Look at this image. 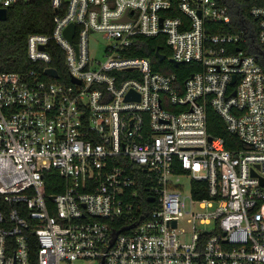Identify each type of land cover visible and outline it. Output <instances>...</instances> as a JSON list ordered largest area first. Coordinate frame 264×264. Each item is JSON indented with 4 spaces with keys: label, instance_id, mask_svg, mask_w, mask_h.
Instances as JSON below:
<instances>
[{
    "label": "built area",
    "instance_id": "2783aa9c",
    "mask_svg": "<svg viewBox=\"0 0 264 264\" xmlns=\"http://www.w3.org/2000/svg\"><path fill=\"white\" fill-rule=\"evenodd\" d=\"M22 1L34 0L0 9ZM48 1L52 32L27 38L35 68L0 72V264H264V69L233 49L241 34L212 30L231 21L227 7ZM250 14L264 47V5ZM93 34L107 42L102 60ZM159 35L171 62L199 64L184 83L130 54ZM51 41L67 79L49 66ZM208 106L245 149L208 132ZM52 170L62 191L45 194Z\"/></svg>",
    "mask_w": 264,
    "mask_h": 264
},
{
    "label": "trees",
    "instance_id": "16d2710c",
    "mask_svg": "<svg viewBox=\"0 0 264 264\" xmlns=\"http://www.w3.org/2000/svg\"><path fill=\"white\" fill-rule=\"evenodd\" d=\"M220 3L227 7L231 21L226 24H217L212 30L241 34L242 39L234 46L245 51L246 54L253 55L264 69V47L259 41L258 21L250 14L253 5H264L263 0H220ZM8 17L5 21H0V72H18L23 75L28 74L35 64L27 57V38L32 33L50 34L53 27L54 10L48 0H34L30 2L22 1L7 10ZM165 35L156 37H138V45L130 51V54L150 57L153 68L166 74H175L177 82L184 81L199 69L197 63H183L174 65L168 58L171 49L165 42ZM47 50L52 56L49 66L54 67L59 72L61 79H67V70L64 63V53L58 45L50 42ZM165 56L164 60L159 58V54ZM44 70V65L41 66ZM207 130L215 136L224 140L225 148L231 151L245 149L246 145L230 132L222 117L211 106L207 108ZM47 185L45 194L62 191L56 185H62L63 178L56 171H49L46 174ZM62 188V187H61ZM147 187L142 186L141 193ZM198 199L207 198L206 193L197 194ZM143 205L147 206L143 200ZM8 205L0 195V209H7Z\"/></svg>",
    "mask_w": 264,
    "mask_h": 264
},
{
    "label": "water",
    "instance_id": "95a60500",
    "mask_svg": "<svg viewBox=\"0 0 264 264\" xmlns=\"http://www.w3.org/2000/svg\"><path fill=\"white\" fill-rule=\"evenodd\" d=\"M8 17V12L6 9H0V21H5ZM73 32H74V25H70L68 27V29L66 30V34L68 36V38L72 39L73 37ZM159 54V53H158ZM159 58L161 60H164L165 59V56L162 55V54H159ZM174 63V65H179L178 62H175V61H172ZM46 74L48 75H51V76H54V77H58V73L55 69H52V68H49L46 70ZM232 84L235 83V76L233 77L232 79ZM233 95H235V92H233ZM132 96H134V93L131 91L127 96H126V99L129 100ZM154 199L152 197H149L148 198V201H153Z\"/></svg>",
    "mask_w": 264,
    "mask_h": 264
},
{
    "label": "rangeland",
    "instance_id": "374dc122",
    "mask_svg": "<svg viewBox=\"0 0 264 264\" xmlns=\"http://www.w3.org/2000/svg\"><path fill=\"white\" fill-rule=\"evenodd\" d=\"M97 40V42H92L91 46H90V52H91V56L95 57L98 60H102L104 58L103 56V52L106 46V41L104 39L101 38L100 35L98 34H93L91 36V40ZM186 185L188 184V180L187 179H183L182 180Z\"/></svg>",
    "mask_w": 264,
    "mask_h": 264
}]
</instances>
